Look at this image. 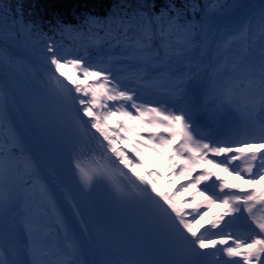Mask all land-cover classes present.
Here are the masks:
<instances>
[{"label": "snow or ice", "instance_id": "snow-or-ice-1", "mask_svg": "<svg viewBox=\"0 0 264 264\" xmlns=\"http://www.w3.org/2000/svg\"><path fill=\"white\" fill-rule=\"evenodd\" d=\"M28 16L0 0V264H264V0H115L49 22L71 46Z\"/></svg>", "mask_w": 264, "mask_h": 264}, {"label": "trees", "instance_id": "trees-1", "mask_svg": "<svg viewBox=\"0 0 264 264\" xmlns=\"http://www.w3.org/2000/svg\"><path fill=\"white\" fill-rule=\"evenodd\" d=\"M245 1V0H244ZM115 0H12L13 7L17 3L23 5L25 19H28V14L31 13V19L36 21H43L42 28L49 36H54L57 41H63L65 46H71L72 41L68 37H61L59 34H54L51 31L49 22L55 25L56 20L59 18L66 24L75 25L83 14L92 13L94 15H105L111 4ZM159 3L160 0H157ZM206 0H196V3L201 6ZM231 3L232 0H226ZM261 0H254L252 4H259Z\"/></svg>", "mask_w": 264, "mask_h": 264}, {"label": "rangeland", "instance_id": "rangeland-1", "mask_svg": "<svg viewBox=\"0 0 264 264\" xmlns=\"http://www.w3.org/2000/svg\"><path fill=\"white\" fill-rule=\"evenodd\" d=\"M168 172H167V169H165V173H164V176L165 178L160 182L161 184V188L165 191H173L175 190L178 185L183 181V178L180 177V178H174L171 180V183L168 182ZM257 182H261V181H257ZM246 184V183H245ZM189 196V193L188 192H183L181 193L179 196H178V201H184L185 198H187ZM218 205H215L211 210L208 211L207 215L204 216V220L202 221V223L206 222L209 220L210 217H212L213 213H216L217 212V209H218Z\"/></svg>", "mask_w": 264, "mask_h": 264}, {"label": "bare ground", "instance_id": "bare-ground-1", "mask_svg": "<svg viewBox=\"0 0 264 264\" xmlns=\"http://www.w3.org/2000/svg\"><path fill=\"white\" fill-rule=\"evenodd\" d=\"M237 114V113H236ZM238 116H239V114H237ZM231 116H232V114L227 118V120L226 121H224V122H222V124H221V127L223 128L225 125H229L230 124V119H231ZM239 120L242 122V120H241V117L239 116ZM93 132L95 131V130H92ZM98 135V134H97ZM261 185L264 187V182H261ZM250 186V185H249ZM244 187H246L247 188V186L246 185H244ZM223 209V205L222 204H219L218 205V209H217V212L216 213H218V212H220L221 210Z\"/></svg>", "mask_w": 264, "mask_h": 264}, {"label": "water", "instance_id": "water-1", "mask_svg": "<svg viewBox=\"0 0 264 264\" xmlns=\"http://www.w3.org/2000/svg\"><path fill=\"white\" fill-rule=\"evenodd\" d=\"M44 160V159H43Z\"/></svg>", "mask_w": 264, "mask_h": 264}]
</instances>
